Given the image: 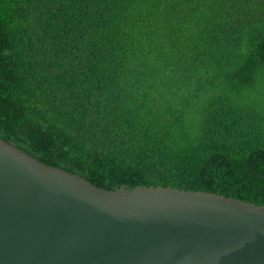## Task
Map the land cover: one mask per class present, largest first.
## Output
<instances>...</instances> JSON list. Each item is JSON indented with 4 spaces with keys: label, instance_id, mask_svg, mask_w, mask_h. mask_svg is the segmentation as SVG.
<instances>
[{
    "label": "trees",
    "instance_id": "trees-1",
    "mask_svg": "<svg viewBox=\"0 0 264 264\" xmlns=\"http://www.w3.org/2000/svg\"><path fill=\"white\" fill-rule=\"evenodd\" d=\"M0 139L103 190L264 207V0H0Z\"/></svg>",
    "mask_w": 264,
    "mask_h": 264
},
{
    "label": "water",
    "instance_id": "water-1",
    "mask_svg": "<svg viewBox=\"0 0 264 264\" xmlns=\"http://www.w3.org/2000/svg\"><path fill=\"white\" fill-rule=\"evenodd\" d=\"M0 264H264V207L103 190L0 139Z\"/></svg>",
    "mask_w": 264,
    "mask_h": 264
}]
</instances>
